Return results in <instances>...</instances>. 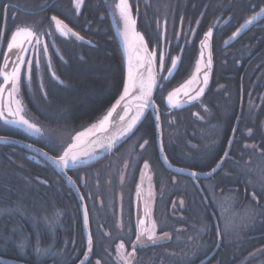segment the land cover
<instances>
[{
    "label": "trees",
    "instance_id": "obj_1",
    "mask_svg": "<svg viewBox=\"0 0 264 264\" xmlns=\"http://www.w3.org/2000/svg\"><path fill=\"white\" fill-rule=\"evenodd\" d=\"M128 2L133 8L137 6L136 27L149 45L157 41L154 31L160 16L165 18L167 33L173 38L178 35L179 44L184 42L176 68L154 93L157 105L168 111L161 112L164 146L182 151L186 166L207 169L221 156L237 120L231 156L212 177L211 184L214 191L231 195L235 208L250 205L259 210L254 218L244 221L250 223H244L227 237L220 218L207 211V201L210 206L215 205L212 191L208 189L210 183L203 180L199 189L192 186L201 210L199 220L203 233L196 238L190 226L192 219L187 225L188 232L193 233L189 236L198 241L197 246L194 243L198 251L189 257L180 252L170 255L167 248L173 251L181 248L174 241L165 240L137 247L134 261L136 264H197L209 256L202 264H264V15L243 34L228 41L243 22L264 8V0H137V5L134 0ZM6 3L18 9H6L5 25L18 19V22L26 20L37 27H46L50 23L49 15L54 14L83 37V40L55 38L62 58L54 57L53 69L60 82L43 75L41 84L32 80L29 88L20 87L24 105L39 123L72 136L99 118L123 85L122 54L106 5L102 0H84L77 15L70 0H0V28ZM22 7L32 12L23 14ZM12 12L18 18L11 19ZM209 29L213 73L201 100L206 107L200 109L206 117L200 120L193 114L200 104L169 109L164 104V94L189 75L200 51L197 42ZM134 135L137 141H148L142 157L155 159L154 129L149 113ZM55 136L60 142L46 145L52 154L65 142L62 136ZM18 142L6 141L11 149L0 145V256L28 264H44L34 253L40 238L38 207L41 203L36 171L39 169L50 183L56 175L50 168H41L25 158L26 150L22 147L26 145ZM257 172L261 173V180ZM73 205L72 198L67 197L62 206L70 215ZM194 256L202 257L196 261Z\"/></svg>",
    "mask_w": 264,
    "mask_h": 264
},
{
    "label": "flooded vegetation",
    "instance_id": "obj_2",
    "mask_svg": "<svg viewBox=\"0 0 264 264\" xmlns=\"http://www.w3.org/2000/svg\"><path fill=\"white\" fill-rule=\"evenodd\" d=\"M102 1L106 5L105 11L111 19V6L115 3L116 0ZM134 3L135 5H137V0H134ZM70 5L74 12H76V14L78 15L82 10L83 3L80 6L79 12L75 10L74 0H70ZM130 7L132 13L134 14L136 23L135 15L137 13V6L134 8L132 6ZM7 8H11V10L18 9V6L6 3L3 7L4 14L2 17V25L0 28V68L4 59V54L6 53L5 49L11 33L17 27L27 26L30 27L33 32H36L37 34L43 33V31L46 32L48 30H51L54 45H52L50 40L48 39L46 40V45L48 49L47 54L49 57L51 70L52 73H55L53 69L54 57L57 56L58 58H62L60 50L55 42V38L61 37L68 40L72 36L64 37L54 32L52 28L53 20L51 19L53 16L57 17L54 14L49 15L50 23L46 27H37L38 25H35L34 23L26 20L18 22V19L16 20V22L13 21L10 22L8 25H5V12ZM21 11L23 14H28L32 12L31 10H28V8L25 7H22ZM14 17L15 19L18 18V15L15 12H12L11 19H13ZM20 19H22V16ZM57 19H59V17H57ZM37 23H40V20H38ZM155 27L156 31H154V33L157 32V41H155L151 45H149L143 33L140 30H137L143 36L149 51H155L154 53L156 54V63L159 62V52L162 51L164 54V68L161 69L160 74H158L156 77L157 88L160 87L162 83L167 80L163 79V76L165 75V72L167 71V68L170 65L171 58L178 57L180 55L181 50L184 46V42L182 41L179 44L178 35L173 38L170 36L169 33H167L164 17L160 16L156 19ZM74 31L77 32L76 30ZM202 37L203 36H201L197 42L198 47ZM38 61V64L32 61L33 63L31 71L29 72L28 69L27 78H25V71L22 68L19 78L20 87L21 84H30V81L32 80H35L38 84H41L43 75H49L54 80L60 82L58 77L56 75L53 76L51 70L48 69L45 63L46 60L43 58L42 55L39 57ZM167 77L169 78V75H167ZM1 82L2 78L0 75V83ZM20 94L23 95L21 91ZM203 96L197 102L189 104V106L196 103L200 104V107L198 109H194L195 111L193 112V114L200 120H204L205 118L203 117H206L204 111L200 109H205L206 107L205 104L201 102ZM161 112L166 113L168 111L159 107L160 120H162ZM45 126L48 127V129L52 130V132H57L55 128H52L47 125ZM134 132L112 153L97 161L96 163L84 167H78L73 168L71 170H67L68 175L78 186L81 195L83 196L88 215L89 231L92 239V251L88 261L85 264H97V262H99V264H123L124 259H121V257L117 254V250L120 249L121 254H123L124 251L129 253L127 264H136V261H134L136 254L133 252V244L138 243L136 241V229L133 218V198L136 184L139 181V175L143 166L146 170V173L150 177L149 179L152 185V217L157 226L156 233L161 234L168 231L169 237L166 240L174 241V243L179 244L181 248L180 251H173L167 248L166 252L170 255H179L180 252V255H188L189 257V255L192 256L193 253L198 251L196 247L198 241L197 239H194V236L192 238L189 236V234L193 233H189L187 228L189 219H192V221L190 222V226H192V228L194 229L196 238H198L197 235L203 233V230L201 231V228L203 229V224H201L199 220L201 216L199 212L201 210L198 208V198L196 199L193 194V187L195 186L196 188H200L201 181L204 180L210 183L208 189L212 191L211 194H223L220 190L214 191V189L212 188L211 179L221 168L222 164L230 158V147L228 151V157L221 163L219 169L213 175L207 178H192L190 176L175 173L167 169L161 163L158 157L154 140L152 153H154L155 159H147L145 156L142 157V155L146 152V144L143 148H141L140 145L144 144V141L146 140L137 141V136L134 135ZM0 138H2L0 139V145L3 147H9L11 149V146L6 145L5 142L19 141L24 143L27 147L29 145H33L47 151L53 156L59 155V150L55 151L56 154H52L49 152L48 148H46L48 146V143H52L53 145L55 143H59V141H56L55 134L49 139L43 136L33 137L28 133L9 124L0 123ZM22 148L26 150L24 151L25 158L33 160L36 164H38V166H41V168H50L56 175L55 179L50 183L44 176H42L43 173H41L39 169L38 171H36V173L39 174L37 180L40 183L38 186V192H40L39 197L41 203L38 207V232L40 238H38V240L36 241L38 245L35 249L36 252L34 253L36 254L38 259H42L44 261V264H67V262L70 261H74L73 264H75L83 255L85 249L84 232L75 196L70 187L67 185V183L63 181L60 176L47 163H45L43 159H41L37 155L32 154L26 147ZM162 148L165 157H167L168 163L172 167L196 171L200 173L209 171L221 158L224 152H222L221 156L209 168L198 170L188 167L184 164V162L182 161V151L172 146H164L163 134ZM23 149L21 150L23 151ZM13 150L15 151V149ZM145 162H147L148 164L147 168L145 167ZM257 177L259 178L258 175ZM246 180L249 181L250 179ZM259 180H261V178H259ZM45 181L47 183H45ZM60 181L63 182V185L60 184ZM67 197L72 198L74 202V205L71 207V209L73 208L74 210L72 211V214L70 213V215L64 210L62 206ZM230 200L233 204V197L230 198ZM207 202L208 203L206 204L208 205V213H213L216 218L217 216L220 218L217 206L212 207L210 206L209 201ZM247 220L249 221L250 219L248 218ZM225 235L228 237L229 233L227 232L225 233ZM121 243H123V247H119ZM194 243L196 246L194 245ZM38 247L49 248L52 253L42 254L37 251ZM136 248L137 247H135V251L137 252L138 249ZM195 257L196 256H194V258ZM201 257L195 258L196 261L201 259ZM120 260L121 262L123 260V262L121 263ZM18 261L27 263L20 259Z\"/></svg>",
    "mask_w": 264,
    "mask_h": 264
},
{
    "label": "water",
    "instance_id": "obj_3",
    "mask_svg": "<svg viewBox=\"0 0 264 264\" xmlns=\"http://www.w3.org/2000/svg\"><path fill=\"white\" fill-rule=\"evenodd\" d=\"M128 6L131 10L130 4ZM258 13H259V15H256L257 13L254 14L256 16V18L254 20H252L251 23H246V21L249 20V18L253 17L254 15L250 16L245 22H243L241 25H244V27L241 28V25H240L238 28V29H240L239 33L235 37H233V34H232L229 37L228 41L233 40L236 37L240 36L251 25H253L259 19H261V17H263V15H264V12L259 11ZM64 24L67 25L66 23H64ZM135 26H136V23H135ZM68 28L71 29L69 26H68ZM71 30H72V32H75L73 29H71ZM113 31H114V35L117 39V42H118V45H119V48H120V51L122 54V59H123V67H124L123 85H122L121 91H120L119 95L117 96V98L113 101V103L106 109V111L99 118H97L95 121L89 123L88 125L84 126L80 130L76 131L74 134H72L71 140L69 141V143L67 144V146L65 148H67L69 144L75 143L76 148H74L73 151L86 152L89 154L88 156L81 157L82 160H87V163L78 164L74 168L84 167V166L94 164L97 161H99L102 158L109 155L110 153H112L117 147H119L123 142H125L130 137V135L141 124V122L143 121L145 116L148 113H150V116H151V119L153 122L155 147H156V151H157V154H158V157H159L161 163L167 169L171 170L172 172L184 174V175H187V176L194 178V176L191 175V173L193 171L174 168L168 163V161L165 160V155H164L163 148H162V128H161V120H160V114H159V106L154 101V93H155V89L157 86V78H156L157 72H156L154 59H153L152 54L150 53V51H149V49L145 43L144 38H143V44H141L140 40L136 44H134L130 59H125L124 47H123V44H122V42L118 36V32L115 30L114 27H113ZM235 32H237V30ZM75 33H77V32H75ZM72 37L76 38L75 36H72ZM77 40H83V39H77ZM201 41H204V43L202 44ZM199 50H200L199 59L202 63V67L200 68V71L198 73L196 72V76H197V79L199 80L200 83L194 84L192 86V88L196 89V88L202 87L204 89L203 93L196 99L190 98V96H195V91H192L190 93V96H185V95H183V93L174 95L173 99L177 100L178 104H177V106H172V107L168 106L166 104V96H165L164 97V104L167 108H169V109L174 108V107L178 108V107H182V106H186V105L195 103L199 99H201V97L204 95V93L208 89V87L210 85V81H211L212 71H213V57H212V52H211V39L208 38L207 40H205V36L203 35V37L201 38V40L199 42ZM201 52H203V59H201ZM6 53H8V58H7L8 68L5 69V71H10V69L13 68V66H14L13 60H16L17 51H15V49H13L11 52H9L8 49H6ZM209 57L211 58V65L210 66L207 63ZM4 64H5V55H4V59L2 62L1 68L3 67ZM130 64H131V68L133 71V75L136 77V79L138 81L143 79L145 81V83H147L150 76L155 78V84L152 87V94H151V100L154 102V104H150L149 107H147L143 110V115L136 122V124L132 128L131 132H129L128 134H126L123 137H119V132L122 131V129L127 125V123L132 119V117L136 115L137 110H138V106L141 103L140 97H141L142 93L140 92L138 87L130 89L129 94L127 96H125V99L122 100L120 102V104L116 106V109L112 113V116L109 118V121L107 124L101 126L100 122L103 119V117L105 115H107L109 110H111L113 108V105H116V101L119 100L122 95H124L125 84L129 83L128 72H129ZM205 72L208 73L207 84L203 83V78H204ZM3 85H4V82H3L2 86ZM10 90H11V83H9L7 86H4V90L2 92H0V110H2L4 112V115H5V117H7L8 120H15L16 116H12L9 114V109H11L13 112L15 111V108H14L13 102H12V95L9 94ZM157 115H158L159 119H157ZM120 116H124L125 119L123 121H121ZM236 122H237V120H236ZM236 122L233 126V129H232L231 134L229 136V139L227 141L226 148L223 152V155L221 156V158L224 157L223 161L228 157V151H229V147H230V144H231V141L233 138V134L235 131ZM91 125H95L94 126L95 128L93 130L89 128ZM13 127H16V126H13ZM16 128L26 132L24 129H21L22 127L21 128L16 127ZM79 133H82L83 135H80L78 139H76V137H75V140L73 141L72 140L73 137ZM113 137H118V138L115 140V142L111 143V147H109V143H110V141H112ZM19 143L23 144L21 142H18V144ZM99 145H104V147H99ZM29 146H31V147H29ZM29 146L28 147L26 146L27 149L32 154L37 155L41 159H43L45 161V163H47L60 176V178L67 183V185L70 187V189L72 190V192L75 196V200H76V203H77V206L79 209V213H80V220L82 222V227H83V232H84V240H85L84 253L81 256V258L75 264H85L91 255L92 239L89 240V237H91V235H90V231H89L88 215H87V219H85V211L87 213V210H86L84 199L82 198L83 196L81 195V192H80L78 186L72 182L73 180L71 179V181H70L68 179V177H70V176L68 175L67 170L61 171V169L59 167H56L53 164L52 160L49 159V157H59L63 153L65 148L59 153L58 156H53L41 148H38V147L33 146V145H29ZM43 153H47L48 155L45 156V155H43ZM225 153H227L226 157H225ZM221 158L215 163V165L209 171L202 172V173L195 171L196 173L199 174L195 177L207 178V177L213 175L220 167V166L217 167V165L218 164L221 165ZM213 168H216L215 172H212ZM138 183H139V181L136 184L134 198H133V218H134V225H135V229H136V241H137V235L140 234V230L142 231L146 228L151 227L152 220H153L152 207H149V208L143 207V204L141 201V194H140V191L138 190V187H139ZM213 220H214V223L216 225V221H215L214 217H213ZM141 221H143V223H141ZM153 227H154V230H153L154 231V239L153 240H149V239L145 238V239L141 240L140 242L137 241L138 244H133V246L139 247V246H145V245L154 244V243H158V242H163L169 237L168 232H164L161 234L156 233L157 226H156L155 221H154ZM215 228L217 229V226H215ZM208 258H209V256L202 259L197 264H202ZM0 263H3V264H27V263H24V262H21L18 260L5 258L2 256H0Z\"/></svg>",
    "mask_w": 264,
    "mask_h": 264
},
{
    "label": "snow or ice",
    "instance_id": "obj_4",
    "mask_svg": "<svg viewBox=\"0 0 264 264\" xmlns=\"http://www.w3.org/2000/svg\"><path fill=\"white\" fill-rule=\"evenodd\" d=\"M83 3V0H74V4H75V10L77 12L80 11V6ZM119 9V13L121 18L124 20L125 25H129L132 24L134 25L135 21H133L130 17V8L128 6L127 0H120L119 4H117L116 6ZM262 12H264V9L261 10ZM256 15H259V13H257ZM256 18V16L254 15L253 17L249 18V20L246 21V23H251L252 20H254ZM53 21H55V29L57 32H59L62 36L64 37H69V36H75L77 39H83V37L79 36L78 33L72 32L71 29L68 28L67 25H65L63 23V21H60L57 19V17L53 16L51 18ZM244 25H241V28H243ZM240 29H237V32L233 33V37H235L238 33H239ZM138 39L140 40L141 44H143V37L139 36V34H136ZM212 35V31L211 29H209L208 32H206L204 34L205 36V40H207L208 38H210ZM24 36L25 38L29 39L32 37H35L36 34L31 31L28 28H19L17 29V31L15 33H13L12 37L10 38L8 44H7V49L9 52H11L14 48L19 49L21 53L27 51L26 49H24L22 47L24 40H19L18 41V37ZM36 43L39 44L40 40L37 38L36 39ZM201 43L203 44L204 41H201ZM47 45L44 46V53H47ZM5 64L3 65L2 68H0V75L3 76V81H4V85L0 86V92H2L4 90V86H7L9 83H11V90L9 92L10 95H14V93L18 90V81H19V76H20V65L21 64H26L29 72L31 71V67H32V61L28 60L25 61L24 56L22 54H18L17 55V62H15V66L11 69V71H5V69L8 68V64H7V58H8V53H5ZM153 55H155V53H153ZM160 66L161 69L164 68V54L163 52L160 53ZM180 59V57H173L171 58V67H168L167 71L169 74H171L173 72V70L176 68L177 66V62ZM201 59H203V52H201ZM37 64L39 63V61L37 60L36 62ZM199 61L197 62V73L200 71V67H199ZM208 65H211V58L209 57L208 59ZM50 66V65H49ZM53 76H55V73H53ZM128 78H129V83L125 84L124 87V95H122L120 97L119 100L116 101V105H113V108L111 110H109V112L107 113V115H105L103 117V119L101 120V126L105 125L108 123L109 118L112 116V113L115 111L116 106L120 104V102L122 100L125 99V96H127L129 94V91L131 88H139L140 92L142 93L140 99H141V103L138 106V110L135 116L132 117V119L127 123V125L122 129V131L119 132V137H123L126 134H128L129 132H131L132 128L134 127V125L136 124V122L141 118V116L143 115V110L147 107H149L150 104H154V102L151 100V94H152V87L155 84V78L150 76L149 80L147 81V83H145V81L143 79L141 80H137L136 77L133 75V71L131 68V64L129 66V72H128ZM163 79H168V77H163ZM208 82V73L205 72L204 73V78H203V83L207 84ZM200 83L199 80L197 79V77L195 75H193V77H191L189 80L185 81L184 84L180 85L179 88L174 89L172 92H170L168 94V99L171 102L172 97L174 95L183 93V95L185 96H190V93L192 91H195V96H190L191 99H196L198 98L204 91V89L202 87L200 88H196L193 89L192 85L194 84H198ZM162 87V85H161ZM19 102H17L18 104ZM23 109L20 108L19 106L17 107V109L13 112L11 109H9V114L12 116H18V119L15 120H8L7 117H5L4 112L2 110H0V118H2L4 120L5 123H13V124H18L23 126L24 128H26L30 133L36 134V135H43V130L41 129V127H39L37 124L30 122L28 119H26L23 115H20V112H22ZM125 119L124 116H120V120L123 121ZM157 119H159L158 115H157ZM80 135H83L82 133L77 134L76 139L79 138ZM118 137H113L112 141H110L109 143V147H111V143L115 142V140ZM2 139V138H0ZM148 141H144V144H141L140 147L143 148L145 146V144H147ZM31 147V146H29ZM99 147H104V145H99ZM76 148V144H69L67 148L64 149L63 153L59 156V157H49V159L52 160L53 164L56 167H59L61 169V171H66V170H71L72 168L76 167L78 164H83V163H87V160H82L81 157L83 156H88L89 154L86 152H76L73 151V149ZM43 155L47 156V153H43ZM227 156V153H225V157ZM224 157L221 158V163L223 162ZM165 160L167 161V157H165ZM220 164L217 165V167H219ZM145 167H148L147 162H145ZM182 171V170H181ZM216 168L212 169V172H215ZM192 176H197L199 175L198 173H196L195 171H193L191 173ZM68 179L71 181V177H68ZM73 183H75L74 181H72ZM45 183H47L45 181ZM83 198V197H82ZM85 219H87V213L85 211ZM141 223H143V221H141ZM91 239V237H89V240ZM148 239L149 240H153L154 239V231L149 232L148 233ZM137 241H140V234L137 235ZM119 247H123V243H121V245ZM135 251V246L133 247V252ZM97 264H99V262H97Z\"/></svg>",
    "mask_w": 264,
    "mask_h": 264
},
{
    "label": "rangeland",
    "instance_id": "obj_5",
    "mask_svg": "<svg viewBox=\"0 0 264 264\" xmlns=\"http://www.w3.org/2000/svg\"><path fill=\"white\" fill-rule=\"evenodd\" d=\"M120 0H116L115 3L111 6V10H110V16H111V22L113 23V27L115 28V30L118 32V36L123 44V47H124V56H125V59H130V56H131V53L133 51V46L134 44H136L139 39L137 37L136 34H139V36H142L141 33L137 30V27L135 26V23L134 25L132 24H129V25H125L124 23V20L121 18L120 16V13H119V9L116 7L117 4H119ZM128 2V0H127ZM129 3V2H128ZM129 5V4H128ZM130 17L133 21H135V17H134V14L131 12L130 10ZM19 28H28L30 29L31 31H33L30 27H27V26H20V27H17L10 35V38L12 37L13 33H15L17 31V29ZM53 30L55 33H57L58 35L62 36L59 32L56 31L55 29V21H53ZM35 37H32L29 39L25 38L24 36H21V37H18V41L19 40H24V43L22 45V47L24 49H26L27 51L21 53L19 49H15V51H17V55L18 54H22L24 56V59L25 61H28V60H31V61H34V62H37V60H39V57L42 55L43 58L46 60V65L48 67L49 70H51V66L50 63H49V57H48V54L44 53V46L46 45V40H50L51 44L54 45L53 43V40H52V32L51 30H48V31H43V33H36ZM9 38V40H10ZM39 39L40 40V43L37 44L36 43V39ZM8 40V42H9ZM7 42V44H8ZM6 49H7V45H6ZM5 49V50H6ZM155 51H152L150 50V53L152 54V57L154 59V62H155V66H156V72H157V75L160 74V71H161V66H160V53L162 51L159 52V57H158V60L159 62L156 63L155 59H156V54L153 55ZM200 52V51H199ZM14 61V66H15V62H17V56H16V60H13ZM200 62L199 63V67L201 68L202 67V63L199 59V53L196 57V60L194 62V65H193V68L191 69L189 75L179 84H177L176 86H174L173 88H171L166 94V104L168 106H177L178 104V101L177 100H174L173 97H172V100L171 102L169 101L168 99V94L170 92H172L174 89L176 88H179L180 85L184 84L185 81L189 80L191 77H193V75L196 76V70H197V62ZM13 66V67H14ZM168 67H171V62H170V65ZM22 68L24 69V76L25 78H27L28 76V67L26 64H21L20 65V72L22 70ZM12 69V68H11ZM10 69V71H11ZM168 69V68H167ZM51 73H52V70H51ZM53 74V73H52ZM167 75H169L168 71L165 72V75L163 77H166ZM197 77V76H196ZM1 78H2V82L0 83V86H2L3 84V76L1 75ZM20 78V76H19ZM20 81V80H19ZM18 81V90L14 93V95H12V102H13V106L15 108V110L17 109V107L19 106L20 108L23 109L22 112H20V115H23L26 119H28L30 122L32 123H35L37 124L39 127H41V129L43 130V135H36V134H33V133H30L26 128H24L23 126L21 125H18V124H13V123H6V124H9L11 126H16V127H19L21 129H24L29 135L33 136V137H38V136H43L47 139L51 138L54 134L57 135V137H61V138H65V142L63 141L58 150H59V153L67 146V144L69 143V141L71 140V135H67L65 133H60V132H52V130L48 129V127H46L45 125H42V123H39L32 115L31 113L27 110V107L24 105V101H23V98H22V95L20 94V83ZM22 85V84H21ZM25 86H27L29 88V84L27 83V85L25 84ZM193 86V85H192ZM17 102H19L17 104ZM19 117L16 116L15 119H18ZM0 123L1 124H5L4 120L2 118H0ZM95 125H91L89 128L90 129H94ZM89 129V130H90ZM64 136V137H63ZM75 137H73V141L75 140ZM60 142V140H59ZM257 175L259 176V178H263L261 173L260 172H257ZM149 175L146 173V170L143 166L141 172H140V175H139V187H138V190L140 191V194H141V201H142V204H143V207L146 208V207H152L153 205V192H152V185H151V182H150V179H149ZM220 195V196H219ZM213 196V199H214V204L215 206H217V209L219 211V216H220V220H221V224H222V228L224 231L228 232L229 234H231V232H237V230H239L240 228L243 227V224L246 223L244 221H246V219L250 218L253 216V218L259 213V210L253 208L252 206L250 205H247L245 208L242 207V208H235L234 204H232L230 198H232V196L230 195H224V194H212ZM252 212V213H251ZM51 219V218H49ZM153 224H154V221L152 220V225L151 227L149 228H146L144 230H140V241L147 238L148 239V233L149 232H152L154 230V227H153ZM237 234V233H236ZM158 236V235H157ZM238 236V235H237ZM139 241V242H140ZM121 250V249H120ZM120 250H117V254L121 257V259H124V262L125 264H127V261H128V257H129V253L123 252V254H121V251ZM38 252L42 253V254H49V253H52L49 248H40L38 247L37 249ZM121 262V260H120ZM123 262V260H122ZM121 262V263H122ZM123 262V264H124Z\"/></svg>",
    "mask_w": 264,
    "mask_h": 264
}]
</instances>
